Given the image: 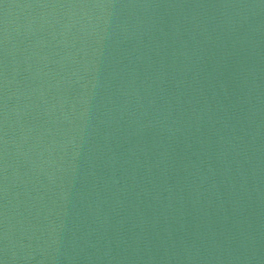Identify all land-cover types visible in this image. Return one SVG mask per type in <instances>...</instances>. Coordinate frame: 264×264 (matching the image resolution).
<instances>
[{
	"label": "water",
	"instance_id": "95a60500",
	"mask_svg": "<svg viewBox=\"0 0 264 264\" xmlns=\"http://www.w3.org/2000/svg\"><path fill=\"white\" fill-rule=\"evenodd\" d=\"M0 264H264V0H0Z\"/></svg>",
	"mask_w": 264,
	"mask_h": 264
}]
</instances>
